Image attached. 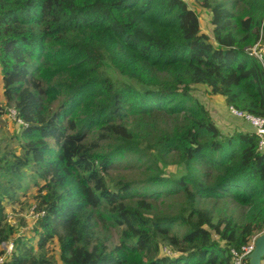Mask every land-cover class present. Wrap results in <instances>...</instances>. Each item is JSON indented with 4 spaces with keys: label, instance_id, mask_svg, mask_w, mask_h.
<instances>
[{
    "label": "trees",
    "instance_id": "trees-1",
    "mask_svg": "<svg viewBox=\"0 0 264 264\" xmlns=\"http://www.w3.org/2000/svg\"><path fill=\"white\" fill-rule=\"evenodd\" d=\"M193 1L207 30L185 0H0L4 264H234L264 232L257 137L194 95L264 117V0ZM31 184L20 240L7 209Z\"/></svg>",
    "mask_w": 264,
    "mask_h": 264
},
{
    "label": "rangeland",
    "instance_id": "rangeland-1",
    "mask_svg": "<svg viewBox=\"0 0 264 264\" xmlns=\"http://www.w3.org/2000/svg\"><path fill=\"white\" fill-rule=\"evenodd\" d=\"M185 1L198 12L201 22L204 24V30H207L208 29V24L206 23L207 16L201 13V10L194 4L193 0H185ZM109 72L111 77L114 80L119 81L120 83L129 81L126 78L119 76L115 71L110 70ZM0 77H1V73H0ZM1 92H2V83L0 79V93ZM194 95L199 99L201 103L205 104L207 108H209V110L212 112L213 117L215 118V121L217 122V124L224 133L233 132V130L238 128L241 129V127L244 129L243 120L229 115L228 109L225 107L223 101L221 103L219 99H211V96L208 95L207 90L205 88L197 89ZM3 104H4V98L0 97V111L2 108L1 105L4 106ZM18 131H19V126L13 123L9 115L4 113L2 114V116H0L1 138L13 136L14 134L18 133ZM116 173L117 172H113V174ZM36 191L37 189L33 187V185L31 184L30 188L26 190V192L20 193L18 203L9 206L7 209V213L9 215V220L11 224L17 225L20 228V232L16 236V239L17 238L20 240H22L23 238L29 239L32 236H35L32 228L34 227L36 221V215L33 214ZM13 241L11 242L13 243ZM32 244L33 246L37 245V238L34 237ZM48 249H49V256L54 257L55 258L54 260L58 261L59 248L57 242L54 241L50 243ZM12 252L13 250L11 251V253Z\"/></svg>",
    "mask_w": 264,
    "mask_h": 264
},
{
    "label": "built area",
    "instance_id": "built-area-1",
    "mask_svg": "<svg viewBox=\"0 0 264 264\" xmlns=\"http://www.w3.org/2000/svg\"><path fill=\"white\" fill-rule=\"evenodd\" d=\"M250 55L256 56L259 60L264 63V46L261 43H258L255 47H253L249 51ZM228 112L231 116L241 119L244 122V127L247 132L254 134L258 139V150L264 153V117L254 116L247 112L241 111L234 106H230L228 108ZM11 116L13 118L16 117V111H11ZM19 124H23L22 121H19ZM28 126V125H26ZM256 237L251 238L250 242L243 246L240 250L232 249L231 253L234 258V264H248L249 259L248 256L253 252L255 249V241ZM4 249L6 250L5 254L0 257V264H4L7 257L11 254V251L14 248L13 243L8 242L5 243ZM163 252L169 256H176L175 253H172L169 249L164 248Z\"/></svg>",
    "mask_w": 264,
    "mask_h": 264
},
{
    "label": "water",
    "instance_id": "water-1",
    "mask_svg": "<svg viewBox=\"0 0 264 264\" xmlns=\"http://www.w3.org/2000/svg\"><path fill=\"white\" fill-rule=\"evenodd\" d=\"M264 258V232L259 234L255 241V249L248 256L249 264H262Z\"/></svg>",
    "mask_w": 264,
    "mask_h": 264
}]
</instances>
